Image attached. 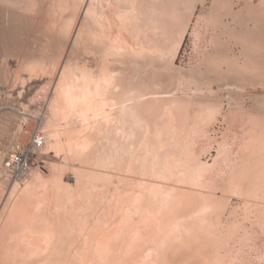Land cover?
<instances>
[{
    "label": "bare ground",
    "instance_id": "bare-ground-1",
    "mask_svg": "<svg viewBox=\"0 0 264 264\" xmlns=\"http://www.w3.org/2000/svg\"><path fill=\"white\" fill-rule=\"evenodd\" d=\"M202 1L0 0L15 62L51 69L37 119L64 159L45 155L36 184L11 181L0 195V264H243L259 253L264 94L244 90L264 89V1L259 14L242 0L231 28L200 13L203 52L183 69L177 56Z\"/></svg>",
    "mask_w": 264,
    "mask_h": 264
},
{
    "label": "rangeland",
    "instance_id": "rangeland-1",
    "mask_svg": "<svg viewBox=\"0 0 264 264\" xmlns=\"http://www.w3.org/2000/svg\"><path fill=\"white\" fill-rule=\"evenodd\" d=\"M253 1H254V4L257 6L258 11L260 12L259 14H262L263 13L262 10L260 11L261 9L260 3L263 2L264 0H253ZM202 3L203 4L198 3L196 5L195 11H194V17L192 18L191 25L189 29L187 30V33L183 40L181 49L177 56V60H176L177 67H180L183 69H189L193 67L195 60L198 59V56L200 58V55L203 52L202 48H199L196 50V48L194 47L195 39H194L193 29H192L197 20V16L200 13L203 14L204 17L208 20L210 19L211 15L220 14L223 25H227L228 27L231 28L233 27V24H231L232 23L231 16L228 15V13L236 12L241 9L242 5H244L242 0H219L214 4H213V0H203ZM217 3L218 5H216ZM232 3H234V5H232ZM222 28L224 27L222 26ZM0 30L2 31L6 29H0ZM214 30L215 29H212V27L209 26L205 30L206 31L205 38L203 34V39H205L202 44L203 48L206 47L205 50H207L210 53L215 50V45H213L212 43V40L214 41L213 38L215 36ZM4 36L5 35L3 31V33L0 35V195L9 188L11 181L12 183L14 182L17 184H24L26 182L36 184L37 180L35 179V174H37L38 172L39 173L45 172V170L42 169V167L40 166L42 165L41 161L43 162V159L47 157L45 155H48L49 157L48 159L50 160L52 159L53 161H56L55 163H57V165H59V163L62 164L64 162L63 156H61L60 153L56 154L57 152L55 150L46 148V145H43L41 148H37L36 150H33V146H32L33 136L36 132L40 130L42 135L43 134L46 135V132L44 129H43L44 131L42 130L43 127L40 124V121L39 119H37V117H39L40 114H42V109H40V107H43V102L45 101L44 96L46 95L45 89H46L48 82L51 80L50 77L53 75L51 74L52 73L50 71L51 69L50 67L49 68L47 67V70L45 71V73L41 72L37 74L35 73L30 74L28 73V71H25L24 68L23 69L22 67L20 68V65L18 63L20 60H17L14 56H12V54L8 52V49L4 47L5 46ZM2 37L4 38L3 40L4 43L2 42ZM34 42L33 44L35 45H32V46H35L36 48H33V49L37 51L40 45L36 41V43H38L37 46H39L37 48L36 43ZM2 43L4 45H2ZM5 49L7 50L5 51ZM240 50L241 48L239 47L236 48L237 52H239ZM46 51L48 52L49 50L46 49ZM8 53L11 54L12 57H10ZM49 54L51 55V53ZM44 55L46 57L48 56L47 53H44ZM48 57L46 58V60L43 61V64L45 65V67L47 66L46 62L50 64V65L48 64L49 66H52V63L50 60V58L52 59V57L51 56L50 58ZM43 58L45 59L44 56ZM81 59L76 58L77 61H75V58H74V61L79 62ZM85 60H88V58H86ZM15 61H18V62H15ZM88 61L91 63L90 64L91 67L95 66L93 64V61L91 60H88ZM256 75L257 77L259 76L261 77V75L264 77V75L260 73L259 74L256 73ZM253 76H255V74ZM250 85L245 88L251 87L252 89L251 88H249L248 90L243 89L244 94L245 93L249 94V92L250 93L252 92L253 94H258V93L264 94V89L261 90L262 88L260 84H259V88L258 87L256 88V86H258L257 84H253L251 86ZM254 85L256 86L253 87ZM253 88L255 92L253 91ZM257 89L258 91L256 92ZM243 90L241 91L238 90V93L243 94ZM39 110H41L40 113L38 112ZM37 114L39 115L37 116ZM225 127L226 126L224 125H220V124L217 125L215 127L216 134L214 133L213 137L217 136L216 137L217 140H221L220 138L223 135L222 133ZM46 136H44L45 137L44 141L49 140V138L47 137L48 138L47 139ZM215 155H216V151L214 149L209 154L203 155L202 158L206 162H212V159L215 157ZM10 156L11 157L13 156L14 158H13V161L9 162L8 158ZM62 177L65 183L70 184L71 186L75 185V177L71 170H65V172L62 174ZM233 200H234L233 201L234 204L237 202L235 205L239 207L241 206L240 205L241 202L239 199H233ZM240 211H241V207H240L239 212ZM245 223L243 225L250 227L249 222L245 221ZM256 228H257L256 226H253L254 230H257ZM259 239H262V240L259 241ZM263 241H264V236H261V238H258L257 244L258 242H260L258 246L261 244L259 246L261 247L259 248V253L257 252L258 255L253 254V256L252 255L249 257L245 256V258L243 259L244 261L243 264H249V263L250 264H264V257L261 255L262 252L264 251ZM259 256H262V258Z\"/></svg>",
    "mask_w": 264,
    "mask_h": 264
},
{
    "label": "built area",
    "instance_id": "built-area-1",
    "mask_svg": "<svg viewBox=\"0 0 264 264\" xmlns=\"http://www.w3.org/2000/svg\"><path fill=\"white\" fill-rule=\"evenodd\" d=\"M44 136L41 132H36L33 136L32 140V146L33 150H36L37 148H41L44 145Z\"/></svg>",
    "mask_w": 264,
    "mask_h": 264
}]
</instances>
